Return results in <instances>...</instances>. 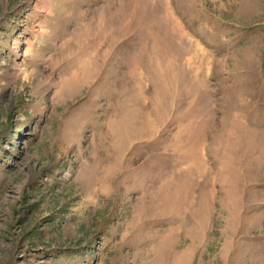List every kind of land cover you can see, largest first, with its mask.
<instances>
[{
	"label": "rangeland",
	"instance_id": "374dc122",
	"mask_svg": "<svg viewBox=\"0 0 264 264\" xmlns=\"http://www.w3.org/2000/svg\"><path fill=\"white\" fill-rule=\"evenodd\" d=\"M0 264H264V0H0Z\"/></svg>",
	"mask_w": 264,
	"mask_h": 264
}]
</instances>
